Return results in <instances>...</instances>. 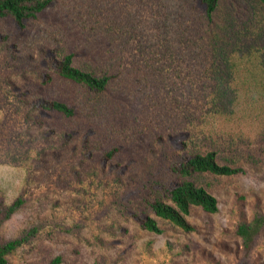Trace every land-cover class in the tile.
Here are the masks:
<instances>
[{"label":"rangeland","instance_id":"374dc122","mask_svg":"<svg viewBox=\"0 0 264 264\" xmlns=\"http://www.w3.org/2000/svg\"><path fill=\"white\" fill-rule=\"evenodd\" d=\"M197 13L188 0H53L23 28L0 17V209L24 200L0 236L36 228L9 264L243 262L236 226L264 213V6L220 0L210 23ZM51 51L110 76L106 88L57 74L43 59ZM208 150L243 172L196 176L217 211L192 207L184 231L147 207L150 185L176 153ZM244 264H264V227Z\"/></svg>","mask_w":264,"mask_h":264},{"label":"trees","instance_id":"16d2710c","mask_svg":"<svg viewBox=\"0 0 264 264\" xmlns=\"http://www.w3.org/2000/svg\"><path fill=\"white\" fill-rule=\"evenodd\" d=\"M259 1L264 6V0ZM219 2L220 0H188L189 12L195 14V10H198V16L203 18L206 23H210ZM52 3L53 0H0V17L10 16L19 28H23L29 19L36 17L39 12L50 7ZM216 37L215 34L210 36L215 45L218 40V37ZM72 57V54L57 57L51 51L49 54H45L43 59L60 76L79 83L90 91H103L109 82L110 76L103 73L93 74L76 67L73 65ZM49 79L50 76L47 73L43 74V82ZM37 106L44 110L60 112L66 116L74 114V110L70 105L56 99L39 98ZM179 144L181 150L186 149L187 143L184 139L180 140ZM118 149V147H114L106 152L103 157L104 160L112 157ZM206 172L215 175H233L243 172V169L219 163L215 150H208L204 153L197 151L176 153L166 166L164 176L150 185L154 194L151 198L146 199L147 207L156 216L169 220L184 231L193 230V226L186 219L192 207L199 206L210 213L217 211L216 197L195 181L196 176ZM23 203L24 200L17 197L9 205L0 209V226ZM132 217L142 228L161 233L162 230L156 219L150 215L139 212L134 213ZM263 227L264 213H257L250 222L239 223L236 226L235 233L242 239L243 262L241 264L250 259L255 245V238L261 233ZM35 234L36 228H30L8 240H2L0 236V264H9L7 256L29 241ZM60 261V256H57L51 264H58Z\"/></svg>","mask_w":264,"mask_h":264}]
</instances>
